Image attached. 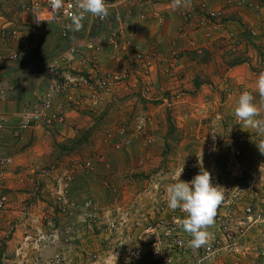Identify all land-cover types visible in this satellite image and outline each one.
I'll return each mask as SVG.
<instances>
[{"label":"crops","instance_id":"1","mask_svg":"<svg viewBox=\"0 0 264 264\" xmlns=\"http://www.w3.org/2000/svg\"><path fill=\"white\" fill-rule=\"evenodd\" d=\"M198 1L201 0L188 1L186 9L192 14V22L186 26L184 35L177 33V28L182 23L181 14L170 10L166 0L133 4L128 3L127 0H116L109 10L106 22L85 26L79 31H68L65 34L52 26L36 27L30 12L14 14L9 8L0 11V32L3 29L8 31L13 27L19 30L16 38L0 36V52L4 54L16 52L26 63L36 65H39L34 55L36 51H41L42 56L53 54L49 59L40 61L41 66H44L45 62L60 60L76 50L79 54H76L77 56L69 62L72 66L85 65L90 56L89 59L98 62L99 73L126 74V78L115 84L96 105L87 104L79 97L73 101L61 97L59 103L63 105L66 115L64 123L19 129L17 127L19 118L27 107L35 103L37 95L46 88L48 80L43 72L38 77L21 74L18 71L7 69L5 65L10 61L0 63V114L4 119L3 128L0 129V157L10 160L6 166L3 165L0 168V193H6L8 196V206L0 214V243L8 244V249L11 248L12 253L21 237L31 230V226H34V219L31 218L37 215L35 218L37 220L40 208H46L52 201L43 198L49 197L47 186L51 187L52 182H55L54 176H48V179L52 180L50 183L46 182L45 185L43 182L38 185L41 177L40 169L47 164L49 167L58 166V164L66 165L68 169H73V178L68 192L71 198L79 202H74L78 204L76 212L61 214L58 220L61 226L59 234L52 243L41 249L39 259H46L55 253L61 254L60 251L56 252L58 245H61L64 250L62 252L64 264H83V259H85L83 251L90 242V246L98 252L99 256V260L94 264H102L105 250L108 248L106 244L117 238L105 236L103 232L92 235L91 238L87 233V228L82 226L84 223L87 225L88 222L86 212L89 211V206L84 204L88 203L89 182L91 183L90 192L98 194V191L107 190L116 195V200L106 202V205L96 199L101 203L96 201L97 203L95 202L92 208L98 214L99 211L110 208V206L120 209V204L115 203L119 201L120 196L140 193L138 189L141 183L136 173L149 174L158 167L161 160H168L167 162L173 165V168L176 165L177 170L174 169L172 172H175L174 176L178 173L181 164L194 156H197L205 165L207 158L201 146H195L194 141L188 140L197 127L191 125V115L194 113L189 110L192 105L188 106L186 102L194 103L195 92L198 96L209 95L207 97L212 99V102L205 100L203 105L208 104L205 109L214 104L213 110L218 112L219 108L221 113L227 115L234 111L238 98L244 91L251 92L255 97L254 102L260 105L256 82L259 74L264 72L262 69L264 64V0H246L243 4H235L234 0H202L206 4V10L223 11L221 25L209 29L197 26L201 20L207 21V16L198 7ZM153 10H159L162 13V20L151 15ZM142 13L146 14L143 19L140 17ZM104 24L106 25L103 26ZM115 42H117V47L114 46ZM219 42L226 44L219 48L217 47L218 44L220 45ZM124 44L129 45V51L122 49ZM89 45L91 47H88ZM259 49L262 54H258ZM152 51L161 53L164 59H156L153 69L148 76H145L140 65L132 61V57L135 52ZM172 51H178L176 59H171ZM203 51H208L210 55L207 61L202 60L201 62L200 58L196 57H201ZM233 58L235 59L231 60ZM45 79L44 85L40 81H45ZM205 83L209 85L206 86ZM26 85L29 86L28 91L23 89ZM211 85L219 90L216 91ZM146 86H148L147 90H145ZM224 89L225 92H223ZM170 91H181L183 95L167 108L159 97L169 95ZM139 115H146L150 118L146 122L147 134L144 137L131 136L129 144L123 148H114L105 144L106 149L101 150L104 154L102 161L89 172L79 170L75 172L76 164L69 166L75 162L74 152L61 155L56 150L58 143L73 141L78 130L85 129L91 132L92 135L89 137L91 139L95 136L94 132L106 131L110 128L114 130L123 124L132 126L133 119ZM169 121L179 136L184 137L179 140L178 144L169 137L171 126ZM242 130L246 136L244 150L247 142L254 141L257 134H255V129L246 128L244 123ZM216 133L219 137H224L220 129ZM172 144L176 146L177 153L171 151L174 158L170 159V155H167L165 151L171 148ZM223 154L224 151H220L219 155L223 156ZM243 159L247 169L259 166L258 162L249 161L244 155ZM105 167L110 172L106 171ZM198 172L199 170L188 172L180 178L184 181H191ZM220 173L222 176V172ZM124 176L127 178L123 179ZM111 182H114L115 186H109L112 185ZM168 184L166 182L165 186ZM145 186L148 184H144V188ZM147 188V192L151 193L152 184L150 183ZM257 195L254 197L247 195L237 206L221 207L222 222L228 225L234 221L235 227L243 216L241 207L248 203H253L258 210H263L264 204H259L263 199H259ZM161 197L163 198L160 201L167 199V192ZM162 204L163 206L159 205V209L154 204L149 205L147 210L149 217L152 218L154 210L161 211V216H167V220L175 224L176 232L174 233L192 239L175 221L183 219L185 213L180 212V209H170L167 202H162ZM73 210L74 208L69 211ZM28 214L29 216L25 217ZM30 215L33 216L30 218ZM77 224L79 226L77 234L70 233L68 229H75ZM147 224L149 223L144 222L143 226ZM9 225L11 229L14 228L11 234L8 233ZM217 228L216 222L207 228L210 233L208 242L218 235ZM140 232L142 233L139 235L140 239L145 240H152L163 234L162 231L144 232L140 230ZM130 236L123 235L122 237L127 241H132ZM256 236L257 233L250 227L245 232L244 241H249ZM57 237H59L58 240ZM132 238L136 241L134 236ZM198 253L193 252L195 263L200 257ZM15 258L24 260L23 264L29 261V259L18 256ZM229 262L226 264H232V258ZM218 263L221 264L219 261Z\"/></svg>","mask_w":264,"mask_h":264},{"label":"built area","instance_id":"2","mask_svg":"<svg viewBox=\"0 0 264 264\" xmlns=\"http://www.w3.org/2000/svg\"><path fill=\"white\" fill-rule=\"evenodd\" d=\"M116 0H105L109 10L113 6ZM128 3L138 2H153V0H127ZM190 0H182V6L173 9V0H168V8L170 10L178 11L182 17V23L178 26L177 31L182 34L186 32L187 25L192 22V14L187 10V4ZM246 0H238L237 4L244 3ZM76 0H63V7L60 9H54L49 0H26V3L21 8L22 12H30L32 14L34 24L36 27L41 26H52L57 28L64 34L69 30H72L69 26L72 24L70 17L75 13ZM198 7L207 16V21L201 20L198 27L214 28L215 26L221 25V18L223 15L222 10H206V4L204 1H198ZM151 15L158 20L163 18L162 13L159 10H153ZM109 15L101 20L91 14H86L85 19L82 21L83 27L90 26L92 24H103L108 20ZM140 17L143 19L146 17L145 13H142ZM19 34V30L16 27L1 30L0 36L2 38H16ZM117 47V42L114 43ZM88 47H91L89 45ZM124 51H129V45L124 44L122 46ZM79 54L78 51L73 50L69 53V56H64L60 60L46 62L45 73L47 78L46 88L37 95L35 103L27 107L22 113L20 120H18L17 127L19 129H28L36 125L54 126L64 123L66 115L65 109L62 104L59 103L61 97L68 101H73L76 98L84 99L87 104L96 105L101 102L102 97L115 86V84L122 82L126 78L125 73L117 72H104L99 73L98 62L94 59H89L85 62V65L72 66L69 62ZM177 52L172 51L171 59L177 58ZM16 52L4 54L0 52V63L5 61H12L17 58ZM162 57L161 53L155 51L152 52H135L132 57V61L138 63L142 69V73L148 76L153 69L154 61ZM173 68V65L170 64ZM171 74L170 72L168 73ZM148 86L145 87L147 90ZM181 91L171 92L169 95L160 96V100L165 104L167 108L171 107L179 96H182ZM217 116L221 117V113L217 112ZM149 116L139 115L133 119V125H120L114 130L109 131L105 140L112 145L114 148H123L127 146L131 140V136L138 135L144 137L147 134L146 122L149 120ZM3 116L0 114V129L3 128ZM235 122L240 123L235 117ZM201 149L207 158L205 165L202 164L201 160L195 156L194 158L186 161L182 164L178 171L183 168L181 176L188 172L200 170L202 166L210 171L212 174V180L214 184H221L220 176L222 172L220 168L224 169L227 177L232 180L228 185L224 186L225 198L217 209L216 221H217V232L218 235L212 238L206 246L207 256L217 257L222 248L221 244L227 242L232 244H240L244 241V235L248 228L257 227L264 225V215L258 210L253 203H248L241 207L242 215L240 222L235 228L229 229L226 224L222 222V218L218 210L221 207L226 206H237V202L242 200L246 195L252 197L257 195V192L252 190L251 181H253L257 175L255 168L247 169L243 159V145L244 137L235 135L233 137H219L215 130L209 134L202 136L200 140ZM220 151H224L223 156H220ZM95 157V156H94ZM102 156L87 159L84 161L82 167L86 170L93 169L95 162H101ZM10 162L8 158L0 157V168L3 165H7ZM63 177L59 178L57 189L55 194L57 200H59L58 208L64 211L71 206H75L74 202H69V198L66 195L67 187L72 180V171L68 170L62 174ZM88 206V203L85 206ZM8 206V196L6 193H0V212L5 210ZM180 209V208H179ZM180 212H183L180 209ZM88 212L86 216L88 217ZM45 218V216H44ZM45 223L37 219L35 227L32 231L24 234L17 247L15 248V255L29 259L27 264H61V258L59 255H55L52 260L39 259V252L47 244L53 241L56 237L54 233H48L44 228L45 224L52 225V218L46 217ZM177 221V220H175ZM136 225L141 228L144 232L162 231L161 237H154L150 240L147 248L140 250L141 259L155 260L157 264H172L171 250H183L189 246V237L184 235H178L174 233L175 224L171 221H166L163 218H159L153 224L149 223L145 226L143 222L137 221ZM159 251H158V250ZM190 249L195 253L199 249ZM130 255L126 256L127 260H130L135 255L134 250L129 251ZM117 254L112 252L111 255L107 256L102 264H113L118 259ZM63 259V258H62ZM198 264H202V261L198 259Z\"/></svg>","mask_w":264,"mask_h":264},{"label":"rangeland","instance_id":"3","mask_svg":"<svg viewBox=\"0 0 264 264\" xmlns=\"http://www.w3.org/2000/svg\"><path fill=\"white\" fill-rule=\"evenodd\" d=\"M167 1L168 0H166V3H167ZM237 1L238 0H234V3L237 4ZM25 3H26V0H0V11H2L3 9L9 8L12 12H14V14L15 13L18 14L21 11V8L23 7L22 4L24 5ZM239 4H243V3H239ZM105 25L106 24H104L103 26H105ZM92 28H93V26H92ZM69 31L72 32L73 30H69ZM177 33H178V35H184L185 34V33L180 34L178 31H177ZM65 42H66V40H65ZM219 43H220V45L218 44V46H217L219 48L226 44V43L221 44V42H219ZM155 52H157V51H155ZM176 52L178 53V51H176ZM258 54H262L261 49L258 50ZM34 55H35L36 60L39 63V65H36L34 63L33 64L26 63L23 59L20 58V55H19L17 58L10 61V63L6 64L5 66L8 67L7 68L8 70L18 71L21 74H26V75L27 74L34 75L36 77L41 76V74L43 72L45 74V77H46V73H45L46 62L44 63V66H41L40 61H42L43 59H47V58L49 59L51 56H53V54H50L51 56L50 55L48 56V54H44L42 56L41 51H36L34 53ZM209 55L210 54L208 53V51H205V52L203 51L201 53V57H196V58L197 59L200 58L199 61H201V62H202V60L207 61ZM160 58L162 60L164 59L162 57H160ZM234 59L235 58H233L231 60H234ZM205 69L207 70L209 68H205ZM262 69L264 70V64L262 65ZM40 82L45 85L46 79H45V81L42 80ZM197 83H198V81H197ZM205 84H206V86L209 85L208 83H205ZM21 86H23V84H21ZM211 86H212V88L215 87L214 85H211ZM209 88H210V86H209ZM23 89L25 91H28L29 86L26 85V86H24ZM215 90L218 91L219 89L215 87ZM223 92H225V89ZM207 96H209V95H207ZM207 96H198V94H196V92H195L194 103L190 104V103L186 102V104H188V106L192 105V107H190L189 110H190V112L194 113L193 115H191L192 116V119L190 121L191 125L197 127L195 133L193 132L191 134V136L188 137V140L194 141L195 146H201L200 140H201L202 136L209 134L213 130L217 131L219 129L224 133V137H233L235 135H239V136H243L245 138L246 137L245 133L242 130L243 122H240V123L235 122L234 111L227 115V114L221 113L219 108H218V112H220L222 114L221 117H218L216 110H213L214 104H211L209 106V108L205 109V106L208 107V104L203 105V103H205L206 101L212 102L211 101L212 99L210 100V98H208ZM220 102H221V100H220ZM193 108H195V109H193ZM190 112H188V114ZM256 119H264V108H261V114H260V116L256 117ZM19 120H20V118H19ZM169 122L171 124V126L169 127V137L174 143L178 144L179 140L183 139L184 137L179 136V133L176 132V129L175 128L173 129L171 121H169ZM36 126H43V125H36ZM36 126H33V127H36ZM111 130H113V129L110 128V129H107L106 131L94 132L93 135H95V136L91 139L89 138L90 135H92L91 132H89L88 130H85V129L78 130L76 137H75L76 140L74 139L73 141H64L62 143H58L56 145V150L61 155L67 154L68 152H74V155L76 157V159H74L75 162H72L69 166H73L74 164H76V166L74 167L76 170L75 172H77L78 170L82 171V172L83 171L89 172L92 169L86 170L84 167H82L84 164V161L87 159L98 157V156H102V157L104 156V154L101 152V150H105L106 145H110L105 140V136ZM255 134H257L256 139L254 141H251V140L248 141L247 144L244 146V150H243L244 154L243 155L249 161L258 162L259 166L254 167L255 168L254 170L257 171V175H256L255 179L253 181H251L250 185H251L252 190H254L255 192H257L259 194V195H257V197L259 199H263V200H260L259 204H264V154H262L259 151L258 146H257V143H259L262 139H264V136L259 135L257 132H255ZM171 151L173 153H177V148L173 144L171 145V148H168L165 151L167 155H170V159H173L174 154H172ZM175 155H177V154H175ZM1 158H6V157H1ZM167 161L168 160H166V161L161 160L158 167L155 170H153L152 172H150L149 174L136 173V176L139 179L138 181L141 183L140 188L138 189V191H140V193L128 194L130 196H128V195L120 196L119 201L117 200L115 202V203L118 202V204H120V206H121L120 209L119 208L117 209L116 207L111 208V206H110V208H105L104 210H101L98 212V214H96L95 209H93L92 207H93V204L97 200L102 201L103 204L106 205V202H112V200L113 201L116 200V195L114 193L113 194L110 193L107 190H102V192L98 191V194L90 192L89 188H90L91 183L89 182V184H88V195H87L88 196L87 202H88V206H89L88 207V210H89L88 214L89 215L87 217L88 222H87V225L85 223L84 224L81 223V224L83 227L87 228V233L91 236V238L93 237L92 235H97V233H102V232L105 236L107 235V236H112L114 238H117L115 241L109 242L106 244L108 248H106V250H105V255H104V258L102 260V263H104V260L107 256L111 255L112 252H115L117 254V257H119V258L116 259L113 264H157V262L155 260H150L149 258L146 259V261L144 259H141L140 250L142 248H143V250H144V248H147L151 239L150 240H145L143 238L140 239L139 235L142 234L140 232L141 228H139L136 225V222L140 221L143 223L144 222L145 223H154L159 218H161V219L163 218L164 220L168 221L167 216H161V214H160L161 211L158 212V211L154 210V215H152V218L149 217V212L147 211L150 207L149 205L154 204V205H156V208H158L159 205L163 206L162 202H165V203L167 202V199H163L162 201H160V199L163 198V197H161V195H163V193L167 192L168 186L174 182L173 176H174L175 172L174 173H172V172L174 171V169H176V167H175L176 165H174V168H173V165L171 166ZM186 161H188V160H186ZM98 163H100V162H95V166L98 165ZM180 163H182V162H180ZM253 165H254V163H253ZM259 168H261V169H259ZM220 169L222 170V176H224V180L221 179L220 186L224 187V186L228 185L229 182H231L232 180H230L227 177L224 169H222V168H220ZM68 170H71L73 172L72 168L68 169L66 167V165L60 166V164H58V166H50V167L47 164L42 169H40L41 177H40L38 185H41L43 182L45 183V185H46V182L50 183V181H52V180H49L48 176H51V175L54 176L53 178H54L55 182H52L53 184L51 187L47 186V188H48L47 196H49V197H44L43 199H45V200L50 199L52 201H51V203L48 204V206L46 208H42V209L40 208L38 220L40 218V221L43 220V222L45 223V221H46L45 218L51 217L53 220L52 225L45 224L44 228L47 230L48 233H54L55 235L59 234V231H60L61 226L58 223V220L60 219L61 214L73 213V212H76V209H78V204H75V203H74L75 206H71L70 208H67L64 211H62L61 208H58V206H59L58 202H60V201L57 200V198H56L57 195L55 194V191H56L57 185H58L57 183H58L59 178L63 177L62 174H64L65 171H68ZM105 170L110 172L109 169L107 170V167H105ZM46 177H47L48 181H47ZM72 178H73V176H72ZM126 178H127V176L123 177V179H126ZM112 181H114V180L112 179ZM34 182L36 183V180ZM166 182L169 183L167 186H165ZM111 183H112V185H109V186H115L114 182H111ZM150 183L152 184V188H153L151 193L147 192V189H148L147 187L150 186ZM144 184H146V185L148 184V186H145V188H144ZM36 186H37V184H36ZM69 186L70 185L66 186L67 187L66 195L69 198V202L78 203L79 202L78 200L73 199L69 196V192H68ZM248 193L251 195L250 191H248ZM97 202L101 203L99 201H97ZM240 202H241V200L238 201L237 204L239 205ZM113 204H114V202H113ZM131 205L136 206V207H133ZM73 208H74V210L72 212H70L69 210L73 209ZM136 209H137V211H136ZM177 209H179V208H177ZM90 210H92V211H90ZM2 212H0V214ZM261 212L264 215V208H263V210H261ZM218 213H220V209L218 210ZM28 216H29V214L25 217H28ZM32 216L30 215V218ZM44 216H45V218H44ZM36 217H37V215H34L31 218V219H34V223H37V221L35 220ZM214 222H216V224H217L216 217H215ZM97 224H100V225L98 226ZM234 224H235L234 221H231V224H228V225L226 224V227L229 229H233L236 227V226L234 227ZM34 227H35V224H34V226H31L30 231H32ZM80 228H81V225H80ZM251 228H253V230H255V232L257 233V236L255 238H251L249 241H243L240 244H232L229 242H227V244L222 243L221 244L222 248L220 250L219 255H217V257H213L212 255L207 256L206 249H205L206 246L208 245V243H207L204 246H202L201 248H199V251H198L199 255L198 256H200V257L198 259H200L203 262L202 264H219L218 261L221 264H226L229 262V260L231 258H232V264H233V261H234V264H237V262H241V264H264V225L263 226L258 225L257 227H251ZM78 229H79V226L77 224V227L75 229L69 228L68 230H70L69 231L70 233H76L78 231ZM13 230H14V228L11 229V227L9 225L8 233L11 234L13 232ZM174 232H176V229ZM217 233H219V232H217ZM123 235H131L130 238L132 239V241H127L124 237H122ZM132 236L135 237L136 241H133ZM158 236L161 237L162 235H158ZM58 239H59V237H57V240ZM53 240H55V238H53ZM88 240L90 241V239H88ZM52 242H50V243H52ZM50 243H47L46 245H48ZM90 245H91V243L89 242V244H88L89 247L87 246V248H85V250L83 251L84 258H85V259H83V264H94V262L99 260L98 252L96 250H94ZM8 247H9L8 244H4V243L1 244L0 243V264H23V263H25L24 260H17L15 258L16 256L14 255V252L12 253V249L11 248L8 249ZM57 250H58V251H56L57 253L59 251L61 252V254L58 253V255L61 258V264H64L65 262L62 259V257H63L62 252L64 251L63 247L61 245H58ZM130 250H134L135 255H133L130 260H127L126 256L130 255L129 254ZM170 252H171V258H172V261H171L172 264H198L197 263L198 260L196 261V263H195V260H193V257L195 254H193V251L190 249V247H186L185 249L180 250V251L179 250H176V251L171 250ZM55 255H57V254L55 253L51 257H47L46 259H43V260H52L53 258H55Z\"/></svg>","mask_w":264,"mask_h":264},{"label":"clouds","instance_id":"4","mask_svg":"<svg viewBox=\"0 0 264 264\" xmlns=\"http://www.w3.org/2000/svg\"><path fill=\"white\" fill-rule=\"evenodd\" d=\"M49 3L54 9L63 7V0H49ZM181 6L182 0H173V9ZM75 9L69 26L73 31H79L83 27L82 21L86 14L101 20L109 15L105 0H76ZM256 91L260 96V105L254 102L255 97L251 92L244 91L238 98L234 115L246 128L255 129L259 135L264 136V119H256L261 114V108H264V72L258 76ZM257 146L264 154V139ZM182 172L183 168L174 176L175 182L167 188V203L170 209L180 208L185 213V217L178 219L177 223L192 237L189 246L199 249L209 243L210 233L207 228L214 224L217 209L225 198L224 187L213 183L212 174L202 164L191 181L182 180Z\"/></svg>","mask_w":264,"mask_h":264},{"label":"trees","instance_id":"5","mask_svg":"<svg viewBox=\"0 0 264 264\" xmlns=\"http://www.w3.org/2000/svg\"><path fill=\"white\" fill-rule=\"evenodd\" d=\"M22 6H23V4H22ZM22 6H21V7H22Z\"/></svg>","mask_w":264,"mask_h":264}]
</instances>
